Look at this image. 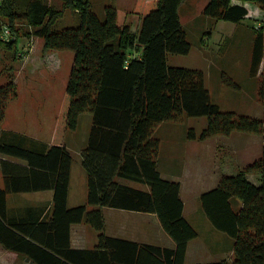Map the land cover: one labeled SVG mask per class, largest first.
<instances>
[{"label": "trees", "instance_id": "1", "mask_svg": "<svg viewBox=\"0 0 264 264\" xmlns=\"http://www.w3.org/2000/svg\"><path fill=\"white\" fill-rule=\"evenodd\" d=\"M59 1L61 7L56 9L43 0H28L25 12L17 14L11 11L10 0L0 8L8 20L7 26L0 27V43L8 50L22 36L41 41L40 47L33 48L30 42L25 50L16 52L14 61H25L33 49L34 53L72 52L67 80L65 75L61 79L64 95L49 149L36 152L0 142L1 155L26 162V166L0 162L4 182L0 189L1 247L34 264H105V254L113 260L111 264H121L122 258L117 256L123 252L128 253L125 263L130 264H183L187 243L198 233L183 217L179 183L163 180L157 171L160 143L154 132L159 124L173 122L179 116L206 117L207 125L199 134L187 130L188 141L242 132L259 135L262 151L257 161L236 174L222 175L214 188L199 196V207L211 225L232 239L231 263L222 260L204 264H264V69L258 74L264 56V0H208L201 13L237 24L248 15L244 3H252L262 11L263 17L254 30L250 69V75L259 79L261 119L220 111L211 102L201 70L167 64L169 54L188 55L191 51L178 16L183 0H137L129 12L106 5L102 18L93 13L90 0ZM67 9L79 16L77 27L54 30ZM128 14L141 18L137 34L126 22ZM18 20L25 22V31L13 26ZM4 27L13 39L2 40ZM223 83L237 87L227 78ZM15 97L12 81L0 87V125L7 103ZM83 113L92 116L87 148L81 153L86 201L67 208L72 157L62 139L66 131L76 129ZM250 174L258 178V185L247 179ZM38 190L53 191L52 210L46 221L7 212V195ZM102 207L156 214L175 248L105 236ZM80 223L97 234L91 250L70 248V226ZM94 254L102 257H90Z\"/></svg>", "mask_w": 264, "mask_h": 264}, {"label": "rangeland", "instance_id": "2", "mask_svg": "<svg viewBox=\"0 0 264 264\" xmlns=\"http://www.w3.org/2000/svg\"><path fill=\"white\" fill-rule=\"evenodd\" d=\"M27 1L10 0L11 11L16 14L25 12ZM136 1L90 0V3L93 13L102 18L103 7L106 5L114 6L121 12H128L133 9ZM43 2L56 9L61 7L59 0H43ZM205 3L206 0H183L180 4L179 21L191 45V51L188 55L169 54L167 64L172 67L201 70L211 102L217 105L220 111L261 119L263 107L257 97L259 79L258 76L250 75V69L254 30L263 13L256 5L247 3L249 4L247 17L233 24L202 15L201 10ZM7 21L0 12V27L7 26ZM78 23L79 16L67 9L53 28L58 31L77 27ZM13 26L20 32L26 29V24L22 20L14 22ZM30 42L33 48L41 45L40 39L25 36L19 37L11 51L0 43V87L12 81L16 92V99L9 101L5 108L4 119L0 125L5 131L1 139L6 143L11 142L26 147L32 144L30 136L33 135V124H36L39 132L44 131L40 137L45 139L51 137L49 130L54 126L64 95V82L62 84L61 79L65 75L67 80L72 62V52L61 51L55 52L60 56L61 65L58 68L60 72L53 77L51 73L55 69L50 70L51 66L48 63H46L48 70L38 69L33 73L29 67L18 70L24 61L22 59L14 61L12 58L16 52L25 50ZM10 66H17L18 69L10 71ZM263 69L264 56L258 74ZM223 78L231 80L237 87L226 86ZM159 125L154 135L160 143V154L177 157L180 162L187 160L189 172L191 171L192 174L200 169L209 172L215 170L217 178L223 174H236L261 157L262 138L255 134L233 132L228 137L212 136L205 141H187V130L193 129L199 134L207 125L206 117L179 116L173 122H163ZM9 129L18 132H11ZM74 132V130L69 132L71 137L75 136ZM73 168H78L76 161L73 162ZM247 179L255 185L259 183L254 174L247 175ZM208 180L212 181L210 178ZM203 182L207 183V179ZM123 183L128 182L123 181ZM198 185L202 186L199 183ZM193 189L189 186V203L193 204L195 211L189 213L187 219L198 233L196 240L205 245L209 254H214L218 248L228 250L230 246L232 247V239L211 225L199 209L198 200L195 203L194 198L197 193H194Z\"/></svg>", "mask_w": 264, "mask_h": 264}, {"label": "crops", "instance_id": "3", "mask_svg": "<svg viewBox=\"0 0 264 264\" xmlns=\"http://www.w3.org/2000/svg\"><path fill=\"white\" fill-rule=\"evenodd\" d=\"M207 2L208 0H206V3ZM244 5L248 10L247 5L249 4L244 3ZM126 22L130 25L131 32L133 34H137L140 28L141 18L137 15L128 14L126 17ZM46 63L51 66L50 70L55 69L51 73L52 77L60 72V69H58L61 65L59 54L55 52L41 53L36 51L34 53V50L33 54L30 57H27L24 63L22 62L18 70H20L22 67L25 69L29 67L31 73L38 71V69L48 70ZM91 128L92 116L89 113H83L78 117L77 127L74 130V133H76L75 136L71 137L69 133L71 131H66L62 139V145L67 149L72 157L67 194V208H73L75 206L84 204L86 201V173L81 165V153L87 148ZM4 129L5 128L0 126V142H3L1 136L5 131ZM9 130L11 132H18V130L15 129ZM155 130L157 131V128H155ZM32 131L33 135L30 136L32 144L28 146V149L36 152H46L52 145L54 126H52L49 130L51 132V137L47 139L40 137L44 131L42 130L39 132L36 124H33ZM1 161L26 166V162L20 159L0 154V162ZM74 161L78 163V168H73ZM156 168L163 180L179 183L180 198L183 202V217L188 223L189 220L187 217L189 216V213L195 211L193 204L191 205V203H189V186L194 188V193H197L196 197L194 198L196 203V200H198L199 196L202 193L214 188L222 176L220 175L217 178L215 175V170H210L209 172V170L204 171L202 169L195 171L192 174L191 171L189 172V163H187V160H182V162H180L177 157L173 158L164 156L160 154V149L157 157ZM209 178L212 180L211 182L208 180ZM206 179L207 183H204L203 181H206ZM198 183L202 186H199ZM124 184L137 189H144L143 186L133 182ZM3 186L4 182L0 168V189H3ZM205 188L207 189L205 190ZM184 195H187L188 197H185ZM52 200L53 191L51 190L16 192L5 197V205L7 212L10 215H22L24 217L37 219L38 221L43 219L46 221L51 214ZM101 212L104 221V234L109 238L170 250L175 248V242L163 230L159 218L154 213H140L122 209H112L108 207H102ZM196 239L197 238L187 243L183 264L214 263L222 260H226L228 263H231L233 258L231 246L228 250L224 248L223 250H220V248H218L214 254H209L205 245ZM96 242L97 234L91 228H89V226L85 225L84 223L72 224L70 226L69 243L71 249L81 251L91 250L96 245ZM121 247L129 246L122 244ZM126 254L128 253L123 252L122 254H118L117 257L119 260L122 258L121 264H130L125 263V260H129L128 255ZM90 257H98L96 259H99V257H102V255L94 254ZM112 261L113 260L107 254H105V264H111ZM0 264L34 263L22 255L4 250L0 245Z\"/></svg>", "mask_w": 264, "mask_h": 264}, {"label": "built area", "instance_id": "4", "mask_svg": "<svg viewBox=\"0 0 264 264\" xmlns=\"http://www.w3.org/2000/svg\"><path fill=\"white\" fill-rule=\"evenodd\" d=\"M6 2V0H0V8L3 6V4ZM1 38L2 40L4 41H9L10 39H13L11 37V33H10V30L6 27H4L2 29V32H1Z\"/></svg>", "mask_w": 264, "mask_h": 264}]
</instances>
